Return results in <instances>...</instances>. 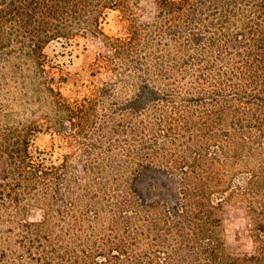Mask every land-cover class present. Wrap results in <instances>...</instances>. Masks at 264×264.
<instances>
[{
	"label": "trees",
	"instance_id": "1",
	"mask_svg": "<svg viewBox=\"0 0 264 264\" xmlns=\"http://www.w3.org/2000/svg\"><path fill=\"white\" fill-rule=\"evenodd\" d=\"M88 33L114 80L67 98L44 48ZM260 189L264 0H0V264H264Z\"/></svg>",
	"mask_w": 264,
	"mask_h": 264
},
{
	"label": "rangeland",
	"instance_id": "2",
	"mask_svg": "<svg viewBox=\"0 0 264 264\" xmlns=\"http://www.w3.org/2000/svg\"><path fill=\"white\" fill-rule=\"evenodd\" d=\"M102 32L108 36L120 33L122 22L117 10H107L100 20ZM102 45L94 34H77L69 40L53 41L44 48L47 60L56 69L52 77L61 94L67 98L81 97L92 85L101 86L114 80L110 66L98 61ZM39 117V116H36ZM34 147L42 151H54V157L61 158L72 148L62 146V142L51 133L37 134ZM256 206L264 214V189H260ZM223 230L226 244L230 251L250 253L253 248L248 223L240 204H226L222 210ZM261 239L264 240V234Z\"/></svg>",
	"mask_w": 264,
	"mask_h": 264
}]
</instances>
